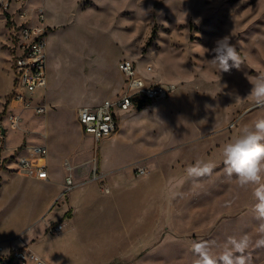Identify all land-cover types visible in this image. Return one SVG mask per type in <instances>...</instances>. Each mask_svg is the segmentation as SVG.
Here are the masks:
<instances>
[{
	"label": "rangeland",
	"instance_id": "1",
	"mask_svg": "<svg viewBox=\"0 0 264 264\" xmlns=\"http://www.w3.org/2000/svg\"><path fill=\"white\" fill-rule=\"evenodd\" d=\"M39 9L48 28L46 111H23L5 141L19 142L20 133V144L45 143L54 183L0 168V264H34L12 258L26 250L45 264H193L194 242H209L218 254L229 237L245 235L253 241L248 264H264V247L254 246L261 221L252 188H238L222 162L224 145L264 116L247 96L249 81L264 74V0H0L4 125L17 112L9 105L16 35ZM225 36L242 64L219 73L209 60ZM122 59L177 90L139 111L119 112L117 132L94 148L76 112L122 91ZM95 154L102 181H92ZM197 160L216 168L194 187L185 170ZM68 175L75 188L47 208ZM57 223L63 231L49 235Z\"/></svg>",
	"mask_w": 264,
	"mask_h": 264
},
{
	"label": "built area",
	"instance_id": "2",
	"mask_svg": "<svg viewBox=\"0 0 264 264\" xmlns=\"http://www.w3.org/2000/svg\"><path fill=\"white\" fill-rule=\"evenodd\" d=\"M34 15V14H33ZM47 26L45 23V13L39 9L35 14L33 24L21 26L17 32V46L14 47L18 53L15 54L13 71L14 85L11 92L10 105L16 109V113H10L6 117V124L0 122V168L3 167L5 159L2 157V150L6 148L5 130H18L21 123V113L31 110L36 115L44 114L46 111L45 91H46V37ZM117 69L123 78L124 86L122 91L112 100H104L95 106H81L77 109L76 118L83 134L89 136L96 144L103 138L110 137L118 130V113H126L136 110L139 102L149 104L167 99L177 90V86L171 82H163L154 78H144L138 71L133 61L122 59L117 63ZM146 72L153 73L150 66L146 67ZM37 93H39L37 95ZM2 130L4 133L2 134ZM19 151H15L16 157L14 168L16 173L23 177L37 180H47V156L48 149L45 143H35L22 145ZM17 153V154H16ZM96 153V149L95 152ZM19 154V155H18ZM17 155V156H16ZM39 160L42 163H39ZM92 181H102V174L97 169L96 154L92 158ZM68 171L70 167L65 164ZM138 175H143L145 169L137 168ZM73 177L68 175L64 178L62 192L57 201L62 200L75 188ZM106 191H108L106 189ZM63 223L50 225L47 233L56 236L63 231ZM33 257H38L32 252H15L12 258L15 261L32 262ZM40 264L45 262L40 258Z\"/></svg>",
	"mask_w": 264,
	"mask_h": 264
},
{
	"label": "clouds",
	"instance_id": "3",
	"mask_svg": "<svg viewBox=\"0 0 264 264\" xmlns=\"http://www.w3.org/2000/svg\"><path fill=\"white\" fill-rule=\"evenodd\" d=\"M212 52L214 55L209 62L219 73H227L232 68L241 67L242 57L229 36L217 40ZM249 83L251 89L247 96L255 105L264 107V74L250 80ZM222 156L224 172L229 178L235 177L238 188H252L256 201L252 211L256 219L261 221L258 228L261 238L255 240L254 246L264 247V116L258 117L250 125H245L234 140L226 143ZM215 168L216 164L213 161L197 160L186 168L185 173L196 187L198 181L212 174ZM182 195L183 193L179 191L173 193L174 197ZM252 246L253 241L247 235L229 237L218 254L209 242H194L193 264H248L249 257L245 253ZM32 259L34 264H40L39 257Z\"/></svg>",
	"mask_w": 264,
	"mask_h": 264
},
{
	"label": "crops",
	"instance_id": "4",
	"mask_svg": "<svg viewBox=\"0 0 264 264\" xmlns=\"http://www.w3.org/2000/svg\"><path fill=\"white\" fill-rule=\"evenodd\" d=\"M119 94V93H118ZM117 94V95H118ZM10 105V104H9ZM11 106V105H10ZM13 109V107H11ZM15 110V109H14ZM76 123L78 125V127L80 128L78 122H77V118H76ZM13 131V130H12ZM6 136V130H5V134H4V138ZM19 136H20V139H19V142L11 145V146H7L6 144V141H5V144H6V148L2 150V157L3 158H6L5 159V163L3 166L6 167L5 171L8 172V173H12L14 175H16L17 177H21V178H27V179H32L34 181H38V182H44V183H47V182H51V175H50V172L52 174V171L50 168H52V164L50 163L49 161V150H48V156H47V170H48V179L47 180H37V179H34V178H29V177H23L21 175H19L18 173H16L15 171V166H14V162L16 160V157H13V155L15 154V151H18L16 149H19L20 147H22V145L24 144H20V141H21V134L19 133ZM32 144H35V143H32ZM26 145H30V144H26ZM48 149V147H47ZM6 152V153H5ZM5 153V154H4ZM19 153V151L17 152ZM16 153V154H17ZM19 155V154H18ZM17 156V155H16ZM39 163L41 164L42 161L39 160ZM3 168V167H2ZM65 168V167H64ZM51 183H54V182H51ZM64 183V180L61 181V183H59V190L57 191V193L51 198L49 204L47 205V208H49L53 203L57 202L58 200V197L60 196L61 192H62V185ZM71 194V193H70ZM69 194V195H70ZM65 203H68V200L66 202H61V204H65ZM69 207H71L72 205H68ZM68 208V207H67Z\"/></svg>",
	"mask_w": 264,
	"mask_h": 264
},
{
	"label": "water",
	"instance_id": "5",
	"mask_svg": "<svg viewBox=\"0 0 264 264\" xmlns=\"http://www.w3.org/2000/svg\"><path fill=\"white\" fill-rule=\"evenodd\" d=\"M145 107V104H143V103H141V102H139L138 104H137V106H136V110H141V109H143ZM4 133V131L2 130V134Z\"/></svg>",
	"mask_w": 264,
	"mask_h": 264
},
{
	"label": "trees",
	"instance_id": "6",
	"mask_svg": "<svg viewBox=\"0 0 264 264\" xmlns=\"http://www.w3.org/2000/svg\"><path fill=\"white\" fill-rule=\"evenodd\" d=\"M148 104H145V106H147ZM66 217L65 218H70V215H69V213H66V215H65Z\"/></svg>",
	"mask_w": 264,
	"mask_h": 264
}]
</instances>
